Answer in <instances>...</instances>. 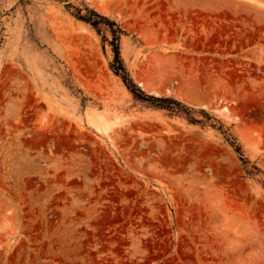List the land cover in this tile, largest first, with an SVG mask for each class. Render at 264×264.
Wrapping results in <instances>:
<instances>
[{
	"label": "rangeland",
	"instance_id": "1",
	"mask_svg": "<svg viewBox=\"0 0 264 264\" xmlns=\"http://www.w3.org/2000/svg\"><path fill=\"white\" fill-rule=\"evenodd\" d=\"M0 264H264V0H0Z\"/></svg>",
	"mask_w": 264,
	"mask_h": 264
},
{
	"label": "trees",
	"instance_id": "2",
	"mask_svg": "<svg viewBox=\"0 0 264 264\" xmlns=\"http://www.w3.org/2000/svg\"><path fill=\"white\" fill-rule=\"evenodd\" d=\"M75 16L77 19L88 23L99 34L102 32L103 27H105L106 30L109 31L112 38L108 39L107 36H103V38L105 41H107L111 45L113 55H114V60L110 64V67L115 74L121 76V78L123 79V82L131 90L134 96H138L141 91L140 89L137 88V86L129 78L128 72L121 58L120 39H121V36L125 33L124 30L114 20H111L108 17L97 13L94 10H89V13L85 15L79 12ZM143 99L150 101L152 105L155 107L166 109L174 113H181L182 111L186 109L185 106L182 105L181 102H179L176 99L170 98V97L144 96ZM190 119H192L190 121H194V122L197 121V120H194V118H190ZM236 149L238 150L239 147ZM244 162H248V161L244 160Z\"/></svg>",
	"mask_w": 264,
	"mask_h": 264
},
{
	"label": "bare ground",
	"instance_id": "3",
	"mask_svg": "<svg viewBox=\"0 0 264 264\" xmlns=\"http://www.w3.org/2000/svg\"><path fill=\"white\" fill-rule=\"evenodd\" d=\"M105 1V0H104ZM104 4V3H103ZM28 89V88H27ZM26 94H27V91H26ZM25 94V95H26ZM24 95V96H25ZM34 96V95H33ZM27 97V96H26ZM30 98V97H29ZM33 99V98H32ZM31 99V101H33ZM40 99H41V97H40ZM30 100V99H29ZM35 100V99H34ZM30 101V102H31ZM35 102H37V101H35ZM24 103V102H23ZM33 103V102H32ZM41 103H43V104H45L46 106L49 104L48 103V99L47 98H45V100H43V101H41ZM33 105V104H32ZM36 105V104H35ZM22 106V105H21ZM38 106V105H37ZM40 106V105H39ZM24 106H22V108H23ZM43 106H40V107H38V108H42ZM34 108H36L37 109V107H34ZM15 109V108H14ZM42 109H44V108H42ZM42 109H41V111H42ZM37 112V114H38V111H36ZM40 112V111H39ZM42 113V115H41V117L39 118V121H37V122H39V125L38 126H40L39 128H41V131H44L45 133H48L49 131H50V127H51V116L49 115V113H48V110H47V108L46 109H44V111H42L41 112ZM40 114V113H39ZM36 116V115H35ZM37 117V116H36ZM35 118V117H34ZM36 120H37V118H36ZM37 125V124H36ZM37 128V127H36ZM38 131L40 132V130L38 129ZM43 132V133H44ZM51 132V131H50ZM44 135V134H43ZM50 136V135H49ZM43 137H45L46 138V136H43ZM44 138V139H45Z\"/></svg>",
	"mask_w": 264,
	"mask_h": 264
}]
</instances>
